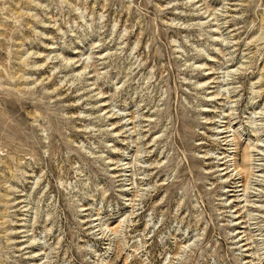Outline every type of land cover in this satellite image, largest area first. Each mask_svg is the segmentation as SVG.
I'll return each instance as SVG.
<instances>
[{"label":"rangeland","instance_id":"obj_1","mask_svg":"<svg viewBox=\"0 0 264 264\" xmlns=\"http://www.w3.org/2000/svg\"><path fill=\"white\" fill-rule=\"evenodd\" d=\"M0 264H264V0H0Z\"/></svg>","mask_w":264,"mask_h":264},{"label":"bare ground","instance_id":"obj_2","mask_svg":"<svg viewBox=\"0 0 264 264\" xmlns=\"http://www.w3.org/2000/svg\"><path fill=\"white\" fill-rule=\"evenodd\" d=\"M232 133V132H231ZM234 140V139H233ZM236 147V146H235ZM257 147V146H256ZM252 149H255V148H253L252 147ZM234 150V149H233ZM235 151V150H234ZM252 151V150H251ZM238 152V151H237ZM250 152V151H249ZM248 151L247 152H244V154L242 155V161L240 162V163H238L237 161H236V158H234L235 156H236V153L234 154V155H232L233 156V161H234V163H233V171L236 173V175H238V176H241V177H243L242 175H246V176H248L249 178L248 179H251L250 181H252L253 179H252V177H254V170H255V168H256V163H255V159H254V157L255 156H253L252 154H250ZM253 152H254V150H253ZM256 152H258V151H256ZM230 161V160H229ZM257 162V161H256ZM229 164V163H228ZM261 166V165H260ZM232 168V167H231ZM232 171V172H233ZM256 176V175H255ZM252 183V182H251ZM249 186V185H248ZM243 187V186H242ZM249 188L248 187H246L243 191H244V193H246L247 192V190H248ZM250 190V189H249ZM243 193V194H244ZM248 193V192H247ZM242 194V195H243ZM246 195V194H245ZM245 195L243 196V197H245ZM251 203V202H250ZM249 206V205H248ZM245 208H246V206H245ZM249 214V213H248Z\"/></svg>","mask_w":264,"mask_h":264}]
</instances>
